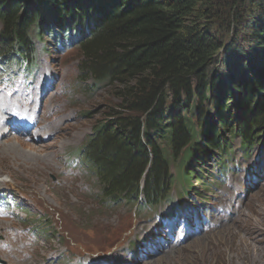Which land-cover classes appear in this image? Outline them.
Instances as JSON below:
<instances>
[{"label":"trees","instance_id":"16d2710c","mask_svg":"<svg viewBox=\"0 0 264 264\" xmlns=\"http://www.w3.org/2000/svg\"><path fill=\"white\" fill-rule=\"evenodd\" d=\"M201 1L0 0L1 53L75 31L82 73L109 84L117 103L83 154L108 199L157 203L171 161L192 175L233 139L247 151L263 138L264 0Z\"/></svg>","mask_w":264,"mask_h":264},{"label":"rangeland","instance_id":"374dc122","mask_svg":"<svg viewBox=\"0 0 264 264\" xmlns=\"http://www.w3.org/2000/svg\"><path fill=\"white\" fill-rule=\"evenodd\" d=\"M208 1L199 5L207 9ZM239 36L240 40L245 37ZM81 56L75 47L38 48L36 72L39 71V78L48 77L51 81L41 101L40 124L27 136H21L28 140L16 145L18 151L13 144L0 148V198H11L17 211L14 216L0 217V264H11L1 248L9 245L11 236L20 235L22 247L33 243L53 246L50 253L39 257L37 264H77L84 257L111 264H181L183 255H190L191 259L182 264H264V140L251 155L245 154L238 141H234L236 152L232 161L227 162L229 167L234 163V170L224 178L220 169L214 167L216 162L220 163L218 158L207 163L203 176L210 183V190L202 192L203 182L194 180L184 203L193 209L198 222L192 226V232L187 230V239L170 255L167 242L176 237L179 224L165 221L162 216L171 201L113 207L103 201L97 177L79 163L80 150L92 127L117 103L107 85L96 88L90 80L81 83ZM0 97L13 111L14 105L4 89H0ZM52 125L55 130L51 133L46 127ZM12 139L16 138L6 135L1 140ZM52 144L57 151L45 154V159L54 164V169L41 161L40 154ZM22 146L29 147L32 161L22 155ZM172 171L176 174V169ZM65 184L74 189L59 190ZM179 191L184 189L178 179L166 198L171 196L175 205L181 204ZM207 222L214 227L202 231ZM7 224L11 227L7 228ZM228 232L234 236L229 242ZM160 238L166 241H160L163 253L154 256L151 248ZM137 242L145 244L133 257L131 246Z\"/></svg>","mask_w":264,"mask_h":264},{"label":"bare ground","instance_id":"6f19581e","mask_svg":"<svg viewBox=\"0 0 264 264\" xmlns=\"http://www.w3.org/2000/svg\"><path fill=\"white\" fill-rule=\"evenodd\" d=\"M0 110L3 112V107L0 105ZM6 112V111H5ZM47 130H49L51 133L55 130V125H52L51 127L48 126L46 127ZM0 132L1 134H6V133H3V130L0 129ZM55 137H57L55 135ZM14 141H17L16 143ZM25 142V141H23ZM22 142V139L20 137H17L16 139H12V140H6V141H0V148H2L4 146V144H13V145H19L21 146L23 144ZM13 147L15 150H19V146H16V147ZM42 147V146H41ZM41 147L40 148H37L39 151L41 150ZM21 150H24L25 152L22 153L23 156H25L26 158L28 157V160L32 161V159L30 158V155L29 153L27 152L29 147H26V146H22V148H20ZM31 149V148H30ZM20 150V151H21ZM42 152L40 154H42V159L41 161H45L49 166H51L53 169L55 168L54 164L45 159V154H48L50 152L52 153H55L57 151V148H56V145L52 144L51 146H47L45 148V151L41 150ZM21 153V152H20ZM38 153V152H37ZM64 188H68V185H61V189H64ZM74 189V187H72ZM72 188H68V189H72ZM245 213V212H244ZM244 213H242V215H244ZM233 219V218H231ZM222 230V229H221ZM219 232V231H218ZM217 232V233H218ZM229 233V232H228ZM227 234V233H226ZM233 233L230 232L229 235H228V242L233 239ZM224 238V237H223ZM23 240V239H22ZM201 240V239H200ZM204 240V239H203ZM224 241V239H223ZM204 242V241H203ZM195 243V242H194ZM198 243V242H197ZM231 243V242H230ZM200 245H203V243H198ZM239 246V245H238ZM237 246V248H238ZM202 249V248H201ZM239 249V248H238ZM1 252L4 254V256L8 259V261L11 263V264H37V261L39 260V257L42 255V256H45L47 255L48 253H50L52 250H53V246H48L46 244H42V245H36L35 243L31 244V245H25V246H21V241L19 240V238L17 237V239H12L11 241V244L8 246V247H4V248H1ZM174 251H176L175 248H171L170 250H168V254H174ZM180 251V250H179ZM200 252V251H199ZM252 253V252H251ZM167 254V255H168ZM240 254V253H239ZM253 256V255H252ZM256 257V256H255ZM166 258V257H164ZM182 259L184 260L183 262L180 260L179 263H185L186 262V259H191L190 255H183L182 256ZM160 262V261H158Z\"/></svg>","mask_w":264,"mask_h":264}]
</instances>
